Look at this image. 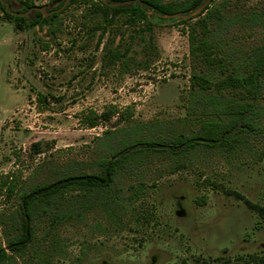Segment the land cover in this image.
<instances>
[{
	"label": "rangeland",
	"instance_id": "374dc122",
	"mask_svg": "<svg viewBox=\"0 0 264 264\" xmlns=\"http://www.w3.org/2000/svg\"><path fill=\"white\" fill-rule=\"evenodd\" d=\"M33 1L47 9L61 5ZM252 10H264V0L227 6L230 16ZM86 13L83 5L68 8L62 32L51 37L45 24L18 29L0 12V174L13 172L20 184L12 200L0 194V243L14 264H241L238 256H264V219L203 182L209 178L264 206V130L244 134L233 149L142 153L109 188L69 195L68 220L52 226L47 214L35 212L34 238L22 256L8 249L21 195L65 174L98 172L102 160L130 142L182 130L192 73L182 27L151 18L132 28L119 17L104 29L96 19L85 26ZM241 21L231 25V36L249 27ZM262 35L256 27L243 44ZM110 105L134 108V118L92 129L81 124L83 112ZM181 162L188 166L170 173ZM202 197L206 203L198 205Z\"/></svg>",
	"mask_w": 264,
	"mask_h": 264
},
{
	"label": "trees",
	"instance_id": "16d2710c",
	"mask_svg": "<svg viewBox=\"0 0 264 264\" xmlns=\"http://www.w3.org/2000/svg\"><path fill=\"white\" fill-rule=\"evenodd\" d=\"M16 1L22 7L16 12L26 13L31 7L37 6L33 0ZM56 1L61 2L57 7L60 8L66 0ZM110 1L128 3L114 8L101 0H71L66 9L48 17L39 11H33L29 18H24L10 14L0 0V12L5 19L16 22L18 29H25L27 25L34 27L45 24L51 37L60 35L61 15L73 5H83L88 10L84 16L85 26L90 20L96 19L94 22L98 27L105 29L119 17L132 28L149 24L151 18L176 22L182 27L183 33L188 35L192 69L191 87L185 106L186 117L179 121L182 130L169 136L130 142L113 152L110 158L102 160L98 172L65 174L53 183L36 187L30 193L21 195L20 204L14 214L18 232L7 239L8 249L16 255L22 256L27 243L34 238L32 221L35 212L39 216L47 214L52 226L68 220L74 213L68 211V206L74 199L69 195H88L109 188L118 174L126 170L130 162L140 154L149 150L162 154L183 155L195 152L198 148L233 149L235 142L244 134L264 130V126L259 123L264 119V102H260L264 95V10H252L248 16H230L227 12L230 0H210L205 10L196 17L165 18L164 16L178 13H192L207 0ZM149 11L151 13H148ZM236 20L238 23L243 20L241 22H245L249 27L244 26L241 28L242 34L235 32L231 36L228 30ZM256 27L263 29V35L256 44L246 47L243 43L252 38ZM100 43L101 40L98 48ZM48 47L49 44L44 46L45 49ZM37 99L40 104L46 102V97L42 94H39ZM134 115L135 110L132 107L121 110L115 105H110L102 112L94 109L83 112L80 122L84 127L92 129L113 119L128 122ZM140 145L142 147L138 148ZM187 166V163L181 162L174 166L170 173H176ZM203 182L215 190L235 195L264 219V206L209 178H205ZM19 187V179L13 172L0 174V194L6 201L16 196ZM197 203L203 205L206 199L199 198ZM237 259L241 264H264V256L255 254L238 256ZM228 263L229 260H226L225 264ZM0 264H14L13 257L1 243Z\"/></svg>",
	"mask_w": 264,
	"mask_h": 264
},
{
	"label": "water",
	"instance_id": "95a60500",
	"mask_svg": "<svg viewBox=\"0 0 264 264\" xmlns=\"http://www.w3.org/2000/svg\"><path fill=\"white\" fill-rule=\"evenodd\" d=\"M16 1V0H15ZM101 1H104L106 2V4H108L109 6L111 7H120V6H124V5H127L128 2H122V3H112L110 0H101ZM3 2V1H2ZM17 2V1H16ZM71 3V0H66L65 3L58 9L54 10V11H51V12H48L47 11V8L44 7V6H35V7H32L29 9V11H27L26 13H19V12H14V11H11L9 10V3H6V2H3V4H5L6 6V9L7 11L10 13V14H13L14 16H18V17H24V18H29V13L32 11V10H36V11H39L41 12L44 16H49L50 13H55V12H61L63 11L64 9H66ZM210 3V0H207L204 4H202L197 10H195L194 12L192 13H189V14H174V15H169V16H164L165 18H173V17H183V18H191V17H196L197 15H199L200 13H202L205 8L207 7V5ZM148 13H151L150 11Z\"/></svg>",
	"mask_w": 264,
	"mask_h": 264
},
{
	"label": "flooded vegetation",
	"instance_id": "af4514ba",
	"mask_svg": "<svg viewBox=\"0 0 264 264\" xmlns=\"http://www.w3.org/2000/svg\"><path fill=\"white\" fill-rule=\"evenodd\" d=\"M2 1H3V2H6V1H4V0H2ZM12 1L18 4V2H16L15 0H12ZM6 3H9V2H6ZM15 3H11V4H15ZM11 4L9 3V10H11V9H10V5H11ZM4 5H5V4H4ZM5 7H6V6H5ZM34 7H35V6H34ZM31 8H32V7H31ZM56 9H58V8H52V9H49V8H48L47 11H48V12H51V11H54V10H56ZM11 11H13V10H11ZM28 11H29V10H28ZM33 11H36V10H32L31 12H33ZM14 12H16V11H14ZM31 12H30V13H31ZM19 13H23V12H19ZM30 13H29V14H30ZM52 14H53V13H50V15H52ZM50 15H49V16H50ZM45 17H48V16H45Z\"/></svg>",
	"mask_w": 264,
	"mask_h": 264
}]
</instances>
